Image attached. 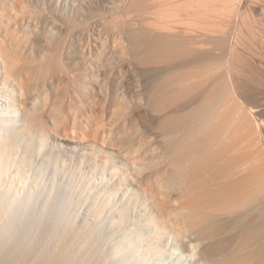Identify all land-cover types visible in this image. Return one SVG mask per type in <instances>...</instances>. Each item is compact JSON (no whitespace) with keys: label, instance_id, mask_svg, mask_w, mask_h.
<instances>
[{"label":"bare ground","instance_id":"6f19581e","mask_svg":"<svg viewBox=\"0 0 264 264\" xmlns=\"http://www.w3.org/2000/svg\"><path fill=\"white\" fill-rule=\"evenodd\" d=\"M60 1L0 0V264H161L142 248L164 232L200 264H264L263 130L241 104L264 80V0ZM68 98L107 120L102 183L137 199L38 172L49 125L76 139Z\"/></svg>","mask_w":264,"mask_h":264},{"label":"rangeland","instance_id":"374dc122","mask_svg":"<svg viewBox=\"0 0 264 264\" xmlns=\"http://www.w3.org/2000/svg\"><path fill=\"white\" fill-rule=\"evenodd\" d=\"M70 1L71 0H63V2L60 1L63 4L60 3L59 8H61V10L64 11L66 14L68 13L66 15L63 12L67 18H69L68 17L69 11L71 10L70 9L71 8L70 3H72V1L71 2ZM54 6H56V5H54ZM100 8H102V6L98 3H96L94 6V9L93 8L92 9L90 8V9L91 10H97L98 13H101L103 8H102V10H100ZM94 12L95 11H93V13ZM91 13H92V11L90 12V14ZM93 13L90 15L91 17H93ZM96 13H94V15ZM91 17H89V18H91ZM89 18H87V19H89ZM89 20H90V22L89 21L88 22L93 24L91 22V19H89ZM85 22H84L85 23L84 24L85 25V31L84 32L85 33L87 32V33H86V35L84 33V36L86 37V39H88V37H90L92 39L91 36H93L92 30H94V28H93L94 26H91L89 23H87V20H85ZM86 25H90V26H88V28L90 27L89 30L86 28L87 27ZM262 82L264 83V80L261 81V84L259 83L260 85L258 84L255 86H250V88L247 89V92L244 93V95H243L244 97L241 99V104H243L242 106H243L244 110L246 109L245 110L246 112H249L253 115V117L258 122V124L261 126V129L263 130V133H261V135H262L261 138H263V139H261V142H263V145H262V149H263L264 148V92H263L264 91V88H263L264 84H262ZM257 86L259 87V89L256 88ZM253 91L254 92L256 91V92L254 93ZM250 97H252V98H250ZM69 100H71V99L68 98L67 101H69ZM81 100L80 101L78 100V101L80 103L86 102V100L83 101L82 98H81ZM78 101L76 103H74L75 101L71 100V102L73 103V105L71 104L72 112L73 111L76 112V115H78V116H76L77 120L79 119L78 120L79 122L76 121L77 124L79 125L77 128V129H79V130H77L79 133L77 131H75V133H74L75 135H73L76 137L75 141L69 140V141H71V142H69V141L65 140L64 135H62L63 137L61 139H58V138L54 137L53 135L49 134V133H52V132L48 131V129L51 128L50 127L51 125H49V123L47 121L45 122V120L43 119V123L45 125H47V124L49 125L43 135H45L44 136L45 138H49V140L46 142L47 143L46 147L42 146V148L44 147V149H45V151H43V152H46V153H42L40 155L41 161H36L37 166H39L38 172L44 174V180L46 182L48 179L49 182H46L48 184L56 181V184L58 183V184H63L66 186V185H70V184H75L76 182L77 183L80 182L81 185L83 186V188H82L83 194H85L86 196L88 195L90 197L95 196L97 193H103V192L107 191L108 187L114 183V187L117 188V190L119 192L118 194L120 196L118 195V197L115 199V204H114V202H112V204H113L112 206H114V209L115 208L118 209L122 206V204L124 202H126V201L129 202L130 197L133 196L134 200L137 199L138 196L135 197L136 195H133V193L135 192V190H137V188L133 185L131 188H128L126 186V184H127L126 182H123V185H119V184L115 183V180H113V178H115L114 174H113V176H109V175L105 176L104 182L102 183V180H101L102 179L101 172L103 170L102 168H104V166H106L105 165L106 160H109V158H107L105 156L106 155L108 156V153L110 154L111 150H109L108 148H106L102 145V144H104V142L101 141L103 139L102 138L103 136L100 135V137L101 136L102 137L98 138L97 137L98 134H96V132L98 133L97 129L99 128L100 125L103 126V123H104V125H106L107 122L105 123V121H107V120L103 119L104 116L100 118V116H102V115H100L97 112L95 113L93 111H88L87 115L86 114L82 115L79 112V110L81 109V105L79 107ZM90 114H92V116ZM65 115L66 116L69 115L68 109L66 110ZM93 117H95V118H93ZM101 122H102V124H101ZM81 124H82V126H81ZM70 128H71V125L69 127H67V129H66V131H68V133L72 132ZM89 129H91V131ZM93 132H95V133H93ZM78 135L81 138H79ZM85 136H87V137H85ZM97 140H100V141H97ZM38 148H39V144L37 145V149ZM263 151H264V149H263ZM111 159L115 160V164L118 168L117 167H114V168H115V171H120V172H118V175H117V176H119L118 178H120L122 176V173L126 172V169H128V167H130V166H128V163L124 160H121L118 158H111ZM89 161H90V163H89ZM122 167H123V169H122ZM95 169H97V170L95 171ZM93 171H94V174H93ZM124 183H126V184H124ZM128 189H129V191H128ZM90 193H92V194H90ZM61 195L65 196V195H67V193L62 192ZM73 200H74V198H73ZM138 202H139V198H138ZM139 205H143L142 201L139 202ZM135 206H138V205H135L134 203H132V207L130 208L133 210L132 212H134V209H136ZM125 211L129 212V209L125 210ZM147 233H151V231H147ZM164 233L165 234L163 235V237L161 236L162 238L158 237V238L154 239L156 241V242L154 241V244L151 243V245H150L148 242V245L147 244L143 245L144 248H142V249L146 250V248L147 249L149 248L148 246L155 247V243H156L157 248L153 249V247H152V250H154L157 253L156 256H157V258H159L160 262H162L161 264H200V263H198L197 257H195V256H197L196 250H194L195 252L193 251L192 253L187 252L188 251V250H186L187 247L184 250V248L180 245V243L175 241V239L172 236L170 237L169 234H166L167 232H164ZM262 242H263V239H262ZM256 247H258V246H256ZM190 255H192V256H190Z\"/></svg>","mask_w":264,"mask_h":264}]
</instances>
